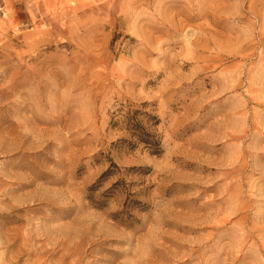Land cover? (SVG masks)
<instances>
[{
  "label": "rangeland",
  "instance_id": "1",
  "mask_svg": "<svg viewBox=\"0 0 264 264\" xmlns=\"http://www.w3.org/2000/svg\"><path fill=\"white\" fill-rule=\"evenodd\" d=\"M0 1V264H264V0Z\"/></svg>",
  "mask_w": 264,
  "mask_h": 264
},
{
  "label": "trees",
  "instance_id": "2",
  "mask_svg": "<svg viewBox=\"0 0 264 264\" xmlns=\"http://www.w3.org/2000/svg\"><path fill=\"white\" fill-rule=\"evenodd\" d=\"M128 110H126L125 111V113H123V114H121V116H122V119H121V122L124 124V125H126L125 127H128L127 125L128 124H131L134 128H141L140 127V125L138 124V122H134V116H132V115H128ZM111 124H113V125H116L117 124V121L116 120H114V121H112L111 122ZM139 139H142V141H145V142H148V143H150L151 145H152V147L153 148H151V152H157L158 150V141H153V142H150V141H147V140H145V139H143V138H139Z\"/></svg>",
  "mask_w": 264,
  "mask_h": 264
},
{
  "label": "crops",
  "instance_id": "3",
  "mask_svg": "<svg viewBox=\"0 0 264 264\" xmlns=\"http://www.w3.org/2000/svg\"><path fill=\"white\" fill-rule=\"evenodd\" d=\"M0 3H1V1H0ZM1 6V5H0Z\"/></svg>",
  "mask_w": 264,
  "mask_h": 264
}]
</instances>
